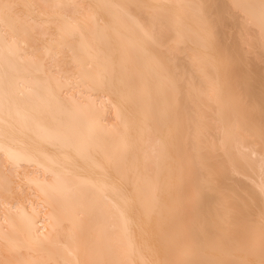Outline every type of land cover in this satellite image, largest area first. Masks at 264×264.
I'll list each match as a JSON object with an SVG mask.
<instances>
[{"label":"bare ground","instance_id":"obj_1","mask_svg":"<svg viewBox=\"0 0 264 264\" xmlns=\"http://www.w3.org/2000/svg\"><path fill=\"white\" fill-rule=\"evenodd\" d=\"M0 264H264V0H0Z\"/></svg>","mask_w":264,"mask_h":264}]
</instances>
